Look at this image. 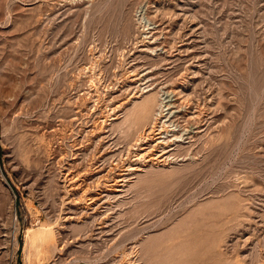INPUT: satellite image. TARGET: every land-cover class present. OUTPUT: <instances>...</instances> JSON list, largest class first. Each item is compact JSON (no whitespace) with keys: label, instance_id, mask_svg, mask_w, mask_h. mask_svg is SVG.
I'll use <instances>...</instances> for the list:
<instances>
[{"label":"rangeland","instance_id":"1","mask_svg":"<svg viewBox=\"0 0 264 264\" xmlns=\"http://www.w3.org/2000/svg\"><path fill=\"white\" fill-rule=\"evenodd\" d=\"M0 264H264V0H0Z\"/></svg>","mask_w":264,"mask_h":264},{"label":"bare ground","instance_id":"2","mask_svg":"<svg viewBox=\"0 0 264 264\" xmlns=\"http://www.w3.org/2000/svg\"><path fill=\"white\" fill-rule=\"evenodd\" d=\"M147 88V87H146ZM145 90V89H144ZM143 90V91H144ZM148 91V90H146ZM145 91V92H146ZM146 93H144L145 95ZM140 96V95H138ZM143 99L141 100L140 99V102H136L134 104L133 102V106H132V110H128L129 112H126L124 115V119H123V123H124V120L125 121H128V123H130V128H131V124H134V121H135V124L137 123L136 120H138V123L139 121H147L148 116L150 117V114L152 113L151 116L153 117H156V115L160 112L162 109H158L159 111H157V109H153V106L154 104L157 102V107H162L163 105V99H162V96L159 95V98L158 100L155 99V95H151V94H147L145 95V97L143 96L142 97ZM157 98V97H156ZM139 101V100H138ZM156 110V111H155ZM122 112H125V111H122ZM122 115V116H123ZM161 115V114H160ZM132 117V118H131ZM129 120H132L131 122ZM163 122V121H162ZM127 123V122H126ZM127 123V124H128ZM137 123V124H138ZM134 124V125H135ZM121 125V124H120ZM143 125V124H142ZM169 126V125H168ZM121 127V126H120ZM123 127V126H122ZM137 128V127H136ZM143 128V127H142ZM140 129V128H138ZM125 131V130H123ZM131 131V130H130ZM129 131V132H130ZM136 132V131H135ZM138 133V132H137ZM167 133V132H166ZM148 136V135H147ZM163 136V135H161ZM159 136V137H161ZM134 137V136H133ZM150 137V136H149ZM143 140L142 142H145V138H144V135L140 134L139 137H137L136 140ZM161 141H164V140H161ZM160 141V142H161ZM135 142V141H134ZM139 142V141H138ZM137 145V144H136ZM135 146V145H134ZM139 148V147H138ZM163 151V150H162ZM163 153V152H162ZM129 167V166H128ZM120 180V179H119ZM118 181V180H117ZM93 198V197H92ZM97 198V197H96ZM91 199V198H90ZM32 228V227H31ZM40 228V226L38 227ZM47 229H50V228H46ZM54 241H53V236H52V233L49 232V231H45L43 228L41 229H37L33 231H31L30 228L27 229V234H26V245H27V258L29 261H31V257L33 256H37L40 254V252H42L43 249H50V247L54 248ZM44 252V251H43ZM46 252V251H45ZM41 255V254H40ZM38 258V257H37ZM41 258V257H40Z\"/></svg>","mask_w":264,"mask_h":264}]
</instances>
